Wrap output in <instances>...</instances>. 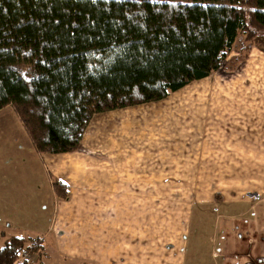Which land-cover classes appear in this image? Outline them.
<instances>
[{
	"label": "rangeland",
	"instance_id": "374dc122",
	"mask_svg": "<svg viewBox=\"0 0 264 264\" xmlns=\"http://www.w3.org/2000/svg\"><path fill=\"white\" fill-rule=\"evenodd\" d=\"M244 38L207 78L162 101L93 116L66 161L71 187L51 175L53 204L38 153L22 144L24 127L15 129L20 119L11 106L1 109L0 248L22 238L26 264H43L46 248L51 262L163 264L187 228L188 255L195 245L202 264H213L210 235L225 214L206 204L264 195V69L249 63L258 56L264 66V36ZM199 213L204 227L195 222ZM128 248L139 250L135 262Z\"/></svg>",
	"mask_w": 264,
	"mask_h": 264
},
{
	"label": "trees",
	"instance_id": "16d2710c",
	"mask_svg": "<svg viewBox=\"0 0 264 264\" xmlns=\"http://www.w3.org/2000/svg\"><path fill=\"white\" fill-rule=\"evenodd\" d=\"M257 34L264 0H0V110L37 153L73 152L93 116L162 101ZM23 244L6 239L0 264Z\"/></svg>",
	"mask_w": 264,
	"mask_h": 264
},
{
	"label": "crops",
	"instance_id": "0c3cea01",
	"mask_svg": "<svg viewBox=\"0 0 264 264\" xmlns=\"http://www.w3.org/2000/svg\"><path fill=\"white\" fill-rule=\"evenodd\" d=\"M259 59L260 58H258V56H255V58L250 56L249 63L254 67H262L264 69V66H258L260 65L258 64ZM247 72H249V69L247 70ZM246 75L248 76V74ZM5 108H9V107L7 106ZM5 108H3L2 110H4ZM11 120L15 124L16 120L14 118H12ZM15 125H16L15 127L16 130L17 129L19 130L20 126L23 127L20 121L19 124L18 122H16ZM83 135H82L83 138H81L80 141V145L83 143L84 140ZM20 136L22 138V144L26 143V145H28V147L31 150L35 151L25 130H23V133H21ZM27 140L29 144H27ZM71 157H73V154H69V153H62L59 155H48V154L40 155L38 153V161L41 162L42 168L46 174L47 182L49 184V188H50L49 196L51 197L50 199L52 201V204L54 202V197H55L51 187L52 176H54L56 179L66 184L67 186L71 187L72 180L66 174L68 173L67 170H70V164H67L66 161ZM116 187L117 186L114 185L111 188H116ZM196 205L198 204H194L193 207ZM207 205L209 206L212 205V207L220 206L222 207V211L225 214L221 218L219 217V220L221 219L220 220L221 222H219L220 225L217 226V228H215L210 235L211 237L216 238L217 240L215 247H212V250L210 252V258L214 260L213 264H264V195L262 197L258 192L257 193L249 192L245 194L243 193L242 195L232 199H225V198H223L222 200L215 199L213 203H207L206 206ZM193 207L191 208V210L193 209ZM42 208L45 209L44 206ZM51 210H52L51 212V219H52L53 207ZM203 214L199 213L195 217V222L196 221L198 222L197 224L198 227L205 226L203 220V217H205V215ZM0 220L3 222L6 221V219L3 218H0ZM190 222H192V215H190ZM50 227H51V220L46 230H48ZM1 229L2 228H0V230ZM203 230L205 229L202 228L197 232L195 231V233L198 232L203 233ZM2 234H4L3 231H0V236ZM188 234L189 231L186 228L185 234H183L180 238L181 243L178 246V248H174L173 250L172 249L169 250V252L165 251L163 253L164 256L163 264H172V263L202 264L203 263V258L199 253V248L195 247V245L192 246L191 256L188 255L187 253ZM205 236H208V234H206ZM129 246L133 247V245H130V241H128V247ZM133 249L134 248L127 249V260L128 261L131 260L132 262H135L134 259H137V257H134V253L135 252L139 253V250L132 251ZM50 251L51 250H49L48 248L45 249L46 262L44 261L43 264H57L56 262H59L58 264H70V262H64L63 260H58V261L52 260L53 262H51V254L53 253L52 251L51 252ZM59 251H60L59 248H56V251H54V253H61ZM117 254L118 252H116L112 256L114 257ZM60 257L62 256L60 255ZM116 257L118 258V256ZM139 257L140 259L144 258L143 255ZM113 259L114 258H112V260ZM78 264H93V263L84 260H79ZM94 264H103V263L102 261L100 263H98L97 261ZM113 264H119V263H113Z\"/></svg>",
	"mask_w": 264,
	"mask_h": 264
},
{
	"label": "built area",
	"instance_id": "2783aa9c",
	"mask_svg": "<svg viewBox=\"0 0 264 264\" xmlns=\"http://www.w3.org/2000/svg\"><path fill=\"white\" fill-rule=\"evenodd\" d=\"M29 252H25V251H21L19 254H18V257L21 259L20 261L18 260V262H16L17 264H26V260H29L30 256L28 255Z\"/></svg>",
	"mask_w": 264,
	"mask_h": 264
}]
</instances>
